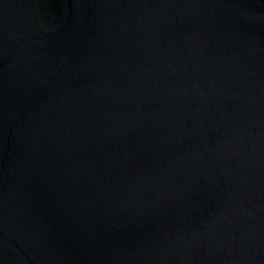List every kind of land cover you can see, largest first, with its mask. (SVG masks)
<instances>
[{"label": "water", "instance_id": "1", "mask_svg": "<svg viewBox=\"0 0 264 264\" xmlns=\"http://www.w3.org/2000/svg\"><path fill=\"white\" fill-rule=\"evenodd\" d=\"M0 264H264V0H0Z\"/></svg>", "mask_w": 264, "mask_h": 264}]
</instances>
